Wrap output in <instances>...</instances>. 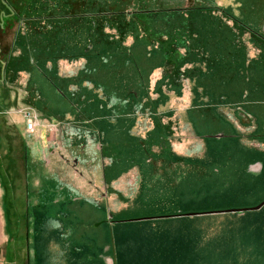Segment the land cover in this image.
<instances>
[{"label":"rangeland","instance_id":"rangeland-1","mask_svg":"<svg viewBox=\"0 0 264 264\" xmlns=\"http://www.w3.org/2000/svg\"><path fill=\"white\" fill-rule=\"evenodd\" d=\"M4 25L104 187L46 221L3 172L0 264H45L48 226L79 264H264V0H0Z\"/></svg>","mask_w":264,"mask_h":264},{"label":"crops","instance_id":"crops-1","mask_svg":"<svg viewBox=\"0 0 264 264\" xmlns=\"http://www.w3.org/2000/svg\"><path fill=\"white\" fill-rule=\"evenodd\" d=\"M2 28H6V25L0 26V140L3 144L0 149V177L7 178L3 172L9 171L14 172L10 175L11 180L18 179V172H24L26 202L32 207L28 215L34 214L41 219L49 215L46 221L60 220L61 215L68 216V213L61 214L62 205L92 202L93 198L97 199L98 189L104 185L101 186L103 182L99 183L96 175H91L90 171L97 169L93 162L83 164L75 159L74 164H69L64 145L66 140L59 138L67 131L62 124L68 118L66 107L69 106V99L59 96L56 87L50 85L47 74L34 67L17 68V40L15 44L9 43L7 30ZM21 76L23 80L19 83ZM28 113L36 123V130L32 134L26 130ZM53 132L56 139L54 145H50L48 138ZM22 146H27L22 154L15 152L17 147L21 149ZM73 151L77 150L73 148ZM75 152L73 157L78 158ZM21 155L24 167L19 169L17 157ZM101 199H105L104 196ZM37 217L32 216L33 219ZM3 218L1 208L0 244L6 241L7 236ZM43 229L47 249L45 264H79V259L69 260L71 256L62 240L61 228L48 226Z\"/></svg>","mask_w":264,"mask_h":264},{"label":"built area","instance_id":"built-area-1","mask_svg":"<svg viewBox=\"0 0 264 264\" xmlns=\"http://www.w3.org/2000/svg\"><path fill=\"white\" fill-rule=\"evenodd\" d=\"M26 117L28 118L26 130L28 133L32 134L36 130V123L32 120V116L29 113L26 115Z\"/></svg>","mask_w":264,"mask_h":264}]
</instances>
